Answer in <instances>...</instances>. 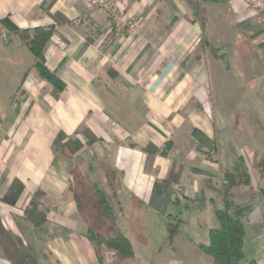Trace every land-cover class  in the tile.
<instances>
[{
	"label": "crops",
	"instance_id": "0c3cea01",
	"mask_svg": "<svg viewBox=\"0 0 264 264\" xmlns=\"http://www.w3.org/2000/svg\"><path fill=\"white\" fill-rule=\"evenodd\" d=\"M126 14L140 21L137 35L102 10L88 15L81 0H0V264H101L76 181L101 189L114 180L113 217L130 241L168 240L175 218L178 233L190 223L209 233L217 221L204 218L224 200L206 182L242 162L251 182L232 190L230 216L243 218L246 262L264 264V173L253 167L264 159V22L247 0H131ZM85 16L90 25L74 22ZM36 28L54 29L42 61L20 34ZM82 129L92 146L74 158L54 151L59 133ZM200 145H214L217 160ZM15 181L13 204L4 198ZM35 197L50 207L39 227L25 216Z\"/></svg>",
	"mask_w": 264,
	"mask_h": 264
},
{
	"label": "trees",
	"instance_id": "16d2710c",
	"mask_svg": "<svg viewBox=\"0 0 264 264\" xmlns=\"http://www.w3.org/2000/svg\"><path fill=\"white\" fill-rule=\"evenodd\" d=\"M52 5L50 3L44 9L48 10ZM54 33L53 28H36L30 31H21L20 34L30 49V52L38 60L44 58V48L47 42L50 40ZM196 134L199 132L196 130ZM81 135L85 140L82 142L77 136ZM201 135V134H200ZM66 142H63L65 141ZM96 142V137L88 130L82 129L76 132L74 137H66L63 133H59L55 138L53 146L54 151L69 158H74L85 145L92 146ZM203 143V140L200 141ZM208 148V147H207ZM198 150L207 155L210 159L216 161V147L213 145L208 148L207 151L203 150V146L200 145ZM253 166L260 173H264V159L257 160ZM251 182L250 170L245 162H242L241 171L237 174H225L222 176L220 186L215 187V183L212 181L206 182L208 189H213L219 192L224 200V207L218 209L215 212L217 219V226L209 230V242L207 244H201L200 249L209 257L211 264H242L244 260V241L245 231L243 218H234L230 216L231 211L234 210L232 203V190L236 187L247 186ZM82 187L83 190L87 188L94 192L97 198V205L94 209L105 219V228L108 232L102 233L98 231L91 223L87 229L86 236L93 243L101 264H104L103 258L100 255L101 248H106L115 254L117 263H124L135 260V252L129 238L118 228L116 217H113L115 204L111 203L110 198L114 194L115 182L111 177L106 182L104 188L96 186H89L84 181L77 182L76 187ZM167 193L165 194L168 199H164L160 204L154 205L156 210L161 214L166 213L167 204H169V195L171 194V185L167 181L163 184ZM160 186L156 184V192ZM22 191V185L18 182H14L4 200L11 203H16L20 192ZM73 191V187H72ZM74 192L75 189H74ZM165 197V198H166ZM113 204V205H112ZM50 211V207L43 204L37 197L33 198L29 206L25 210V216L28 222L33 227H39L47 222V215ZM168 231V240L170 242L176 237L179 231V219H169L166 223ZM246 264H258L256 260L247 261Z\"/></svg>",
	"mask_w": 264,
	"mask_h": 264
},
{
	"label": "rangeland",
	"instance_id": "374dc122",
	"mask_svg": "<svg viewBox=\"0 0 264 264\" xmlns=\"http://www.w3.org/2000/svg\"><path fill=\"white\" fill-rule=\"evenodd\" d=\"M261 63L259 67H261ZM247 123H253V133L258 132L260 128L256 125V120L252 115L247 116ZM256 126V127H255ZM261 139H254L251 143L256 146L261 145ZM264 143V142H262ZM258 161H256V164ZM255 163H253V166ZM220 184L215 185V187H219ZM76 187V186H75ZM83 187V186H82ZM78 188V187H77ZM80 189V186H79ZM83 191V189H82ZM79 190L80 196V204L81 209L84 211V216L91 221L90 223L98 230L105 232L102 226V217L96 216V212L94 213L92 206L97 205V198L93 191L85 188V192L82 193ZM89 206V207H86ZM171 210H174L176 215H181L186 213V207L183 205H170ZM220 208V205H215V207H211L210 212H207V216H205V221L207 223H215L216 216L214 215V210ZM90 215V216H89ZM201 216V215H200ZM187 218V216H186ZM188 220L193 221V219L188 217ZM201 223L200 221H198ZM135 226L131 222V225ZM172 242L166 239V237H157L149 238V239H139L132 237V246L136 249L135 252V260L128 261L124 263H117L115 260L110 261L109 256L104 253V248H101L100 255L103 258L104 264H211V260L209 257L200 249V244H207L209 242L208 231L200 229L198 224L186 225V227H182L181 230ZM137 253V254H136ZM246 259L242 261V264H246Z\"/></svg>",
	"mask_w": 264,
	"mask_h": 264
},
{
	"label": "built area",
	"instance_id": "2783aa9c",
	"mask_svg": "<svg viewBox=\"0 0 264 264\" xmlns=\"http://www.w3.org/2000/svg\"><path fill=\"white\" fill-rule=\"evenodd\" d=\"M131 0H81L83 5L90 13L102 10L109 16L110 26L126 27L130 36L137 35L140 21L134 16L126 14L127 7ZM143 1V0H138ZM257 10V16L264 22V8L257 0H247ZM76 24L90 25L88 16L78 17L74 20ZM116 125V123H112ZM175 197V196H174Z\"/></svg>",
	"mask_w": 264,
	"mask_h": 264
}]
</instances>
